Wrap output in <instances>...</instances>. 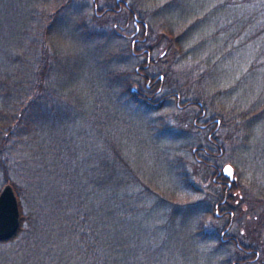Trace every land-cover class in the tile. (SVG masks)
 I'll return each mask as SVG.
<instances>
[{"label":"rangeland","instance_id":"1","mask_svg":"<svg viewBox=\"0 0 264 264\" xmlns=\"http://www.w3.org/2000/svg\"><path fill=\"white\" fill-rule=\"evenodd\" d=\"M71 1L0 0V111L17 99H37L46 113H35L38 119L32 129L0 126V191L7 182L18 189L22 216L20 233L0 240V264L39 261L37 254L34 260L24 255L22 247L32 233L42 234L41 214L50 209L44 199L59 179L62 154L66 151L69 156L67 174L76 170L75 176L87 177L93 163L101 162L97 155L109 141L123 147L119 159L128 155L132 167L127 169L134 182L121 193L130 202L123 207L126 221L121 216L117 223L130 224L133 233L131 246L123 248L124 241L119 243L118 264L123 260L128 264H234L240 246L218 244L229 214L216 223L211 220L212 194H219L220 187L205 183L210 184L214 170L200 163L194 173L187 168L194 160L193 146L203 142L200 131L192 134L184 125L171 129L158 122H173V114L185 112L182 106L191 97L220 118L224 114L227 123L239 128L219 163H231L235 169L237 186L230 192L238 197L244 187L248 203L264 211V12L259 11V3L124 0L140 10L138 19H145L157 35L151 39V45L158 46L153 56L168 49L167 58L173 61L167 59L172 65L168 81L193 91L186 95L188 99L181 98L179 107L171 94L164 108L142 113L125 102L127 90L118 72L134 69L146 55L121 52L128 49L129 41L112 35L113 19L102 18L106 24L98 25L105 27L104 37H85L81 16L91 20L99 14L96 1L77 0L68 7ZM192 72L205 75L203 86L191 79ZM197 88L203 95H193ZM36 106L33 103L32 110ZM220 125L215 126V136ZM180 169L187 181L179 175ZM81 188L85 190L84 181ZM246 212L232 217L234 229L254 223V236L264 241V229ZM49 245L59 246L55 240ZM249 259L254 261L255 254Z\"/></svg>","mask_w":264,"mask_h":264},{"label":"trees","instance_id":"2","mask_svg":"<svg viewBox=\"0 0 264 264\" xmlns=\"http://www.w3.org/2000/svg\"><path fill=\"white\" fill-rule=\"evenodd\" d=\"M74 1L77 0H72L71 3L68 4V7L73 4ZM101 1V4H96L98 6V12H104L106 11V7H110L111 5H113L112 0ZM252 1L258 2L259 11L264 12V0H250V3H252ZM101 5H103V7H101ZM129 8L130 10L124 9L121 12L115 10L117 12H105L100 15L96 13L97 15H93L91 20L87 16H85V19H83L81 16L80 22L84 25L82 27V34L88 39L102 38L105 36L104 33H102V30L105 27L98 28V25L103 26L106 24L105 20L113 19L115 23L113 25L114 28H116V31L115 33L112 32V35L118 40H124V38L120 36L119 25L123 27L132 18V13H136L138 16L140 14V10L130 4ZM102 18H104L105 20H103ZM146 24L149 26L147 22ZM143 26L145 30H147L146 26ZM152 34L153 33H151L150 26L148 28L147 34H141V37H144L145 40L143 44L140 43V46H138V49L140 51L144 49V47L153 49L154 53L158 50V46L151 45ZM156 36V34H153V39ZM115 52L116 51H113V53ZM121 52H125L128 56V49H123ZM167 55L169 54L168 49L166 48L157 56L152 57L151 60L155 61H153V64L148 66V68H151L153 66V70L149 69V74H147V77H155V74L164 75V94H161V96L153 95L157 90H148L146 88L145 79L137 73L135 67L130 71L123 70L118 72L119 75H123V77L121 78V83L127 90L125 102L135 108V111L138 110L142 113L154 112L156 110H160L162 107L164 108V97L166 95H179V98L186 100L188 99L186 95H191V93H193L191 88H186L185 90H183V88L185 87L184 85H181V87H179L176 83L171 84V82L168 81V77L170 76V73H172V65H168L166 62L167 59L170 60V63L172 60L169 57L167 58ZM146 58L144 59L146 60ZM144 63L146 62L144 61ZM204 76L205 75L203 74L196 75L195 72L191 73V79L194 81V78H196L195 83L199 86H203V81H205ZM137 84H139L140 86L136 87ZM144 91H150V94H152L153 96L146 99H140L139 97L137 98L136 96H134L139 95L140 92L142 94V92ZM193 95L203 94L197 88V90L195 89ZM188 97L190 98L191 96ZM197 99V97H191L189 100L185 101L182 107L188 110L183 112L184 114L182 112L173 114V122L159 121L158 123L164 127H169L171 129H182L184 125V130L188 133L194 134L198 132L199 129H197L194 125V117H196L197 114L192 113V110L194 109L192 107L194 106L196 108V106L193 104L200 100ZM176 101L179 102L180 105H182L183 103V100H179L178 98H176ZM33 103L38 104L35 110H32L31 108V105ZM180 105H178V107ZM0 113V126L12 127V129L16 128L20 131H22L24 128L32 129L34 127V124L36 122L35 119H38L35 116V113L46 115L45 111L43 113L42 100L40 104V102H37V99H34L32 101H27V99L19 101L17 99L11 102L10 107H6V109L0 111ZM226 121V116L221 113V125L216 132V139L219 142V147L218 149H216L217 155L215 156L214 160L218 168L214 170V173H218L222 169V165L219 164L220 160H222L221 153L227 150L230 142H234L231 141V135L233 134V131L237 132L239 130V128L235 126L233 122L227 123ZM158 123H156L155 126ZM106 138L113 140L112 135L109 134L106 135ZM98 149L101 150L100 148ZM199 149L200 148L198 146H193L192 155L194 157V160L187 164V168L193 170V173L196 171L195 166L199 163L197 157H195V155L193 154V151L195 150L196 152ZM118 152L120 155L121 152L123 153V147L119 145V143L112 141L106 142L105 147L97 155L101 159V162L97 161L93 163L92 171L88 170L87 177L84 173H82V176H75L74 173L76 170L71 173V175L67 174L66 169H69V162L68 160H66V156H68V154L66 151L62 154V164L60 163L58 166L59 170L61 171L58 175L59 179L58 181L55 180L56 183L54 182L55 185L53 186L54 190H52L49 195L45 196L44 199V204L47 205L49 203L50 209H48L46 212H42L41 214L40 223L43 227L42 234L39 233V230L32 233L31 235H29V240L26 239L22 247L24 255H30L28 257L29 259L34 260L36 254L39 256V261H37L36 263L32 261V264H118L115 258L119 259L118 249L122 247V245L119 243L121 240L124 241L122 243L123 248L126 246H131L132 243L130 235L131 233H133L130 224L127 225L117 223V218L121 219V216L122 218L124 217L122 221H126L125 215L123 214V207L126 205V203L130 202L129 196H123L121 193L124 189L127 188V186H130L134 183L131 179L132 176L129 175L131 173H129L127 169V167L129 166L132 167L128 155L122 154L123 158L121 157V159H119ZM195 154L197 155V152ZM187 168L185 169L188 170ZM182 170L180 169L179 175L182 177V179L186 180L185 171L184 169ZM81 179L84 181L85 190L81 188L83 184V181ZM192 183L194 185V182ZM236 186V182H233L232 188H230L227 192L228 201L223 203V207L219 212L220 214L218 215L213 209L214 212L213 215H211V220L216 223L224 215H226L227 213H231V215H229V219L222 227L223 230L219 235L218 244H220V246L224 245L230 247L235 245L232 244L231 241H228V239L233 236H238L239 238H242V240L250 238L252 240L251 244L247 242V240L246 244L241 243L242 241L240 240L238 241L237 246L240 247H237L238 249L235 248L236 251L238 250V253L235 255V260L239 261L240 259H243L242 254L240 255L239 253L244 251L255 254L257 258L253 263L256 262L255 264H259L260 262L261 264H264V241H259L258 236H254V232L257 231L253 230L254 223L251 224V227L248 226L247 229L246 222L244 223V226L238 224L236 226L237 229H234L236 221H234L232 218L234 216L235 218H237L238 214L241 215L244 211H247L246 213L249 215L248 217H250V220H255L254 222L259 224L260 229L263 230L264 211H258L253 208L250 203H248V193L244 187L242 189V193L238 197H235L234 194H232L230 191L233 190ZM15 191L19 196L18 189L16 187ZM222 191L220 190L219 194H217V197L223 198L225 192ZM242 201L246 202L243 206L241 205ZM44 210H46V208H44ZM20 218L22 220V216H20ZM216 228L218 227L216 226ZM20 231L21 224L18 232L14 237H16L20 233ZM260 231L261 230H259L258 233ZM72 234H74L73 237H76V239L71 237ZM40 238L43 239L42 242ZM51 240H55L59 246L51 247L49 245L48 247V242ZM120 264L128 263L123 260Z\"/></svg>","mask_w":264,"mask_h":264},{"label":"flooded vegetation","instance_id":"3","mask_svg":"<svg viewBox=\"0 0 264 264\" xmlns=\"http://www.w3.org/2000/svg\"><path fill=\"white\" fill-rule=\"evenodd\" d=\"M94 2L96 1V4L98 3L97 0H93ZM124 4H123V3ZM117 6H116V5ZM94 9H96V12H98V6L96 5L94 7ZM127 9L130 10L129 8V3H127L124 0H115L113 1V5H111L110 7H106V11L104 12H100L99 14L105 13V12H113L115 10H118V12H121L122 10ZM117 12V11H115ZM132 20L128 21L123 27L121 25H119V30H120V36L126 40L129 41V46L128 48V55L132 56V57H140L143 55H146L147 58L146 60H140L136 65H135V69L137 71V73L142 76L145 79V85L146 88L149 89H154L157 90L153 95L154 96H161V94H164V84H163V80H164V75L163 74H155L154 76L151 77H147L149 74V69L153 70V66L151 68H148L149 65L153 64V61L155 60H151L154 53L153 49H148L145 48L142 49L141 51L138 49V46H140V43H144L145 38L141 37V34L148 33V28L149 26L146 24L145 19L141 20L138 19V15L136 13H132ZM139 21H141L139 23ZM146 26L147 30H145L144 26ZM145 30V32H144ZM144 61L146 63H144ZM167 63V62H166ZM157 73V71H156ZM160 75H163V77H160ZM140 85L137 84L136 87H139ZM160 91V92H159ZM152 94H150V91H144L140 92L139 95H134L137 98L139 97L140 99H146L148 97L153 96ZM174 97H177L179 100L181 98H179V95H174ZM169 98V95H166L164 97V102L167 103V99ZM178 105L179 102H177ZM193 105L196 106V108H194L192 110V113L197 114L196 117H194V125L196 126L197 129H199L200 133H201V138L202 141L200 143V145H198V147L200 148L199 150H197V155L195 154V150L193 151V154L195 155V157H197L198 162L203 166H207V169L215 170L218 168L216 162H214L215 160V156L217 155L216 149H218L219 147V142L216 140V136L214 134V129L215 126H218L221 123V118L219 116L216 115V113H213L209 108H206V106H204V104L201 101H197L196 103H194ZM184 108V107H183ZM184 110H188V109H183ZM191 111V110H190ZM226 164V163H225ZM224 164V165H225ZM223 165V166H224ZM223 166L222 169L218 172V173H214V171L212 172V176L211 178H209L211 181H209L210 184H206L207 185H211L212 187H220V190L224 191V196L223 198H219L217 197V195H213V197H215V202H214V210L216 211V213L219 215L220 210L223 207V203L228 201L227 197L228 194L227 192L229 191L230 188H232L234 179L231 180V178H229L224 172H223ZM227 177V178H226ZM205 191H207V189H204ZM222 191V192H223ZM222 204V205H221ZM231 215V213H227L226 215ZM227 240V239H226ZM228 241H231L232 244H237L238 245V241L239 238L238 237H231L228 239ZM243 259H240L239 261L234 262V264H251L254 261H251L249 259V257L252 256V253L249 252H244L242 253ZM257 258V257H256ZM233 264V262H232Z\"/></svg>","mask_w":264,"mask_h":264},{"label":"water","instance_id":"4","mask_svg":"<svg viewBox=\"0 0 264 264\" xmlns=\"http://www.w3.org/2000/svg\"><path fill=\"white\" fill-rule=\"evenodd\" d=\"M163 77V75H160ZM233 169V175L229 177L225 173L226 167ZM223 172L232 179L235 178V170L231 163L223 166ZM21 209L18 195L12 183L7 182L0 191V240H7L16 235L21 224Z\"/></svg>","mask_w":264,"mask_h":264},{"label":"snow or ice","instance_id":"5","mask_svg":"<svg viewBox=\"0 0 264 264\" xmlns=\"http://www.w3.org/2000/svg\"><path fill=\"white\" fill-rule=\"evenodd\" d=\"M224 171H225V173H227V175L229 176V177H231L232 175H233V169L229 166V167H226L225 169H224Z\"/></svg>","mask_w":264,"mask_h":264}]
</instances>
